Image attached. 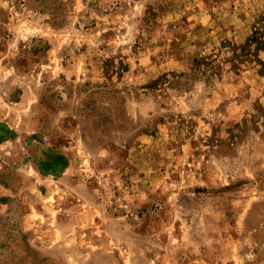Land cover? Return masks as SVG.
Here are the masks:
<instances>
[{
  "label": "rangeland",
  "instance_id": "rangeland-1",
  "mask_svg": "<svg viewBox=\"0 0 264 264\" xmlns=\"http://www.w3.org/2000/svg\"><path fill=\"white\" fill-rule=\"evenodd\" d=\"M0 264H264V0H0Z\"/></svg>",
  "mask_w": 264,
  "mask_h": 264
},
{
  "label": "trees",
  "instance_id": "trees-1",
  "mask_svg": "<svg viewBox=\"0 0 264 264\" xmlns=\"http://www.w3.org/2000/svg\"><path fill=\"white\" fill-rule=\"evenodd\" d=\"M252 40H254V38ZM255 41H258L259 45L263 43L262 40L259 41L255 39ZM198 67L199 69H204L205 74L210 73L209 77L215 75L217 69H219V66L214 65L213 61L211 62L201 61L200 63H198Z\"/></svg>",
  "mask_w": 264,
  "mask_h": 264
}]
</instances>
